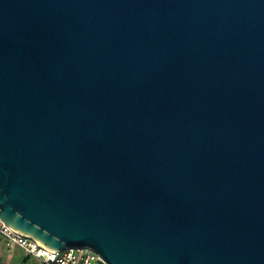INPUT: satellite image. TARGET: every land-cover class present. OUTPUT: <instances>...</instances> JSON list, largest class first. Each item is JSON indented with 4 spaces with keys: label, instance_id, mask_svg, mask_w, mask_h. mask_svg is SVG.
Segmentation results:
<instances>
[{
    "label": "water",
    "instance_id": "95a60500",
    "mask_svg": "<svg viewBox=\"0 0 264 264\" xmlns=\"http://www.w3.org/2000/svg\"><path fill=\"white\" fill-rule=\"evenodd\" d=\"M0 218L108 264H264V0H0Z\"/></svg>",
    "mask_w": 264,
    "mask_h": 264
},
{
    "label": "built area",
    "instance_id": "2783aa9c",
    "mask_svg": "<svg viewBox=\"0 0 264 264\" xmlns=\"http://www.w3.org/2000/svg\"><path fill=\"white\" fill-rule=\"evenodd\" d=\"M0 235L4 238L8 249L19 246L41 264H108L90 247L66 248L52 252L44 248L36 239L10 228L1 218Z\"/></svg>",
    "mask_w": 264,
    "mask_h": 264
},
{
    "label": "crops",
    "instance_id": "0c3cea01",
    "mask_svg": "<svg viewBox=\"0 0 264 264\" xmlns=\"http://www.w3.org/2000/svg\"><path fill=\"white\" fill-rule=\"evenodd\" d=\"M0 264H41L23 248L16 246L8 249L4 238L0 235Z\"/></svg>",
    "mask_w": 264,
    "mask_h": 264
}]
</instances>
